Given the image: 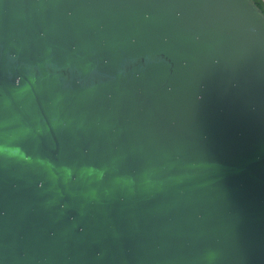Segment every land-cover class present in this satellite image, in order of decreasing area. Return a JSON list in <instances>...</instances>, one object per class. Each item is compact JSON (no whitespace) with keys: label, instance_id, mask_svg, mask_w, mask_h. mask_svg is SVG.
Wrapping results in <instances>:
<instances>
[{"label":"water","instance_id":"water-1","mask_svg":"<svg viewBox=\"0 0 264 264\" xmlns=\"http://www.w3.org/2000/svg\"><path fill=\"white\" fill-rule=\"evenodd\" d=\"M0 264H264L253 0H0Z\"/></svg>","mask_w":264,"mask_h":264},{"label":"trees","instance_id":"trees-1","mask_svg":"<svg viewBox=\"0 0 264 264\" xmlns=\"http://www.w3.org/2000/svg\"><path fill=\"white\" fill-rule=\"evenodd\" d=\"M259 9L264 13V0H253Z\"/></svg>","mask_w":264,"mask_h":264}]
</instances>
